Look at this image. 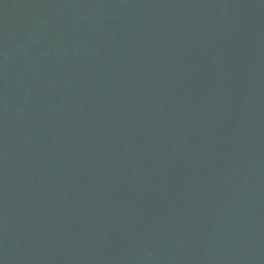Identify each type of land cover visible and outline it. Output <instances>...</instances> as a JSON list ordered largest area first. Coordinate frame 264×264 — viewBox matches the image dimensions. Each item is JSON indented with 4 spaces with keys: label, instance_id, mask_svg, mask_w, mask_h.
<instances>
[{
    "label": "water",
    "instance_id": "95a60500",
    "mask_svg": "<svg viewBox=\"0 0 264 264\" xmlns=\"http://www.w3.org/2000/svg\"><path fill=\"white\" fill-rule=\"evenodd\" d=\"M0 264H264V0H0Z\"/></svg>",
    "mask_w": 264,
    "mask_h": 264
}]
</instances>
